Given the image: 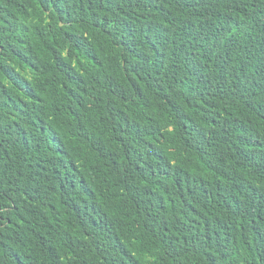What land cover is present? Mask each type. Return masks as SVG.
I'll return each instance as SVG.
<instances>
[{
    "label": "trees",
    "instance_id": "trees-1",
    "mask_svg": "<svg viewBox=\"0 0 264 264\" xmlns=\"http://www.w3.org/2000/svg\"><path fill=\"white\" fill-rule=\"evenodd\" d=\"M0 264H264V0H0Z\"/></svg>",
    "mask_w": 264,
    "mask_h": 264
}]
</instances>
